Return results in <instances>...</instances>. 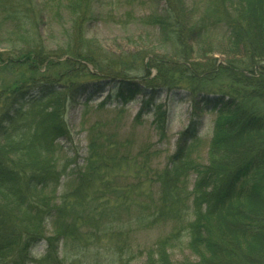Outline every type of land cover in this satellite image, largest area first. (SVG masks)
Listing matches in <instances>:
<instances>
[{
	"label": "trees",
	"instance_id": "trees-1",
	"mask_svg": "<svg viewBox=\"0 0 264 264\" xmlns=\"http://www.w3.org/2000/svg\"><path fill=\"white\" fill-rule=\"evenodd\" d=\"M97 1L49 0L46 11L64 2L74 16V37L58 55L65 58L56 60L37 29L43 9L38 12L32 0H0V34L24 46L19 60L0 52V71L25 67L11 82L0 81V264H67V249L78 248L82 227L86 234L103 231L125 238L134 227L169 224L170 232L149 250L147 264H172L170 252L183 246L198 258L196 264H264V0H204L206 12L192 25L184 0H161L163 11L144 22L172 42L178 60L153 55L138 69L90 54L83 25L97 14ZM209 18L227 30L222 53L237 57L225 63L212 57L205 63L191 60L190 39L205 42L214 36ZM60 68L66 74L60 75ZM141 71L145 76H137ZM132 73L139 83H133ZM116 77L124 104L143 86H185L198 95L209 82L228 81L229 90L216 96L203 92L195 102L196 108L202 104L217 111L207 162L200 161L197 120L180 133L175 153L161 169L153 166L158 151L152 145L135 150L133 140L110 136L94 124L88 129L87 157L60 192L69 164L60 156L59 140L70 136L62 95L74 85L86 88L90 79ZM151 101L143 100L136 120L153 113L165 139L168 112ZM135 208V219H123ZM42 242L45 252L35 258L33 250ZM105 247L108 253L115 247L110 263L122 259L124 244Z\"/></svg>",
	"mask_w": 264,
	"mask_h": 264
},
{
	"label": "rangeland",
	"instance_id": "rangeland-1",
	"mask_svg": "<svg viewBox=\"0 0 264 264\" xmlns=\"http://www.w3.org/2000/svg\"><path fill=\"white\" fill-rule=\"evenodd\" d=\"M32 1L37 11L39 12L42 8L45 14L43 20L40 21L39 28H37L44 48L51 54L52 59L63 60L65 57L61 58L58 55L64 54L65 48L74 37L72 34L74 16L65 8L64 2L53 3L52 9L48 12L45 7L49 0ZM184 2L185 11L188 15L187 23L192 25L206 12L205 2L204 0H184ZM164 7V1L161 0H98L95 3L97 14L83 25L85 39L91 45L89 47L90 54L108 64L114 62L117 66L134 65L136 69L146 64L153 55L164 56L167 60H178L174 54L172 42L165 39L158 27L144 22L146 16L155 12L160 13ZM209 19L212 21L209 25H212L214 36L205 42L199 41L195 37L190 39L189 44L193 47L190 50L191 60L205 63L209 61L208 58L212 57L216 58L219 63H225L227 57L230 59L237 57L228 56L226 52L225 54L222 53L227 48L223 41L227 30L222 25L214 26L215 21L212 18ZM23 50L24 46L9 39L8 33L0 34V52L4 58L19 60V54ZM13 66L14 64L9 65L10 68ZM20 68L25 69L24 66H16L14 70L0 71V81L11 82ZM124 69L127 70V67ZM64 70L65 68H60L57 72L61 75L65 73ZM150 71L152 76L156 74V69L151 68ZM136 74L137 76H145L143 71ZM136 74L132 73L131 75L134 79L133 83L140 82V78H137ZM69 80L71 79L69 78ZM90 80L93 81L87 84L86 88L74 85L70 92L62 95L66 107L65 120L70 130V136L59 140L62 152L60 156L64 163L69 164L68 174L64 175L61 180L60 192L64 191L67 182L72 177V169L80 167L86 159L88 129L94 124H97L110 136H115L121 140H133L135 150L146 144L152 145L153 149L158 151L153 166L161 169L168 164L169 157L175 153L180 133L189 125L191 120H197V122H201L199 132L202 143L199 149L200 161L202 163L207 162V152L213 136L217 111L206 108L202 104H200V108H196L195 102L199 101L205 95L204 93L209 96H216L229 90L230 83L228 81L221 79L217 82H209L204 85V93L198 95L189 93L184 88L185 86L172 90L166 88L153 90L143 86L141 93L124 104L118 98L117 88L121 83L120 77H116L112 82ZM123 80L125 81V79ZM101 86L104 88L102 91L99 89ZM33 92L38 94L37 91ZM109 97L111 100L103 103ZM143 100H152V104L162 105L167 110V137L165 139L160 138V134L155 128L153 113L143 114L140 120H136ZM148 200L150 201V199ZM137 210L138 208H135L128 216L123 215V219L130 216H134L133 219H135V215H138ZM116 218L119 219V216ZM170 230V224L148 229L134 227L132 233L130 231L124 238L120 234L108 235L103 231L86 234L87 228L82 227L79 246L77 248L73 244L67 249L70 253V259L66 263L71 264L73 261L75 264H113L110 263L112 260L110 256L115 247L109 251L110 253L105 247L111 243L112 246L124 244L122 259L114 264H147L149 250L153 248L158 239L167 235ZM52 233L53 230L48 226L47 234ZM108 237H111V242ZM45 249L46 243H40L34 248L33 256L35 258L41 257ZM170 254L172 264H196L198 262V258L185 246L174 249Z\"/></svg>",
	"mask_w": 264,
	"mask_h": 264
}]
</instances>
